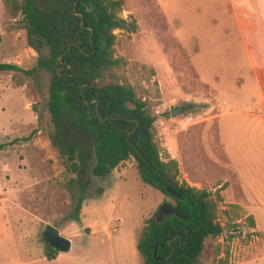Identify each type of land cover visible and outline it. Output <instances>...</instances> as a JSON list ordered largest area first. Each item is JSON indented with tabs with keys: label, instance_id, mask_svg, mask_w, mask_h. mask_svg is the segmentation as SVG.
<instances>
[{
	"label": "rangeland",
	"instance_id": "374dc122",
	"mask_svg": "<svg viewBox=\"0 0 264 264\" xmlns=\"http://www.w3.org/2000/svg\"><path fill=\"white\" fill-rule=\"evenodd\" d=\"M158 2L164 14L152 1L127 0L122 16L132 15L140 27L135 34L116 32V53L129 62L123 72L156 114L157 137L165 155L172 153L179 161L182 180L208 190L219 203L218 220L227 227L222 211L229 210L230 203L242 205L244 216L255 217V227L244 218L236 228L227 227L216 244L207 247V259L220 248L223 257L229 250L230 264H264V117L258 115L262 97L231 2ZM0 63L25 69L37 63L26 31L4 0ZM243 74L254 103L247 104L252 97L244 96L225 104L231 92L215 94V88L234 86L235 80L240 89ZM14 75L0 72V143L33 137L0 152V264H143L137 249L140 232L146 219L163 220L174 213L172 198L142 181L134 159L106 178L93 175L94 155L85 171L65 172L33 108L39 93L31 80L18 85ZM172 106L186 107L182 115H191L194 124L183 127V116L173 117ZM217 109L230 114L209 120ZM73 117L67 110L61 117L66 142L92 149L94 135L76 130ZM87 180L92 183L80 218H72L80 183ZM47 222L72 241L56 260L44 254Z\"/></svg>",
	"mask_w": 264,
	"mask_h": 264
},
{
	"label": "trees",
	"instance_id": "16d2710c",
	"mask_svg": "<svg viewBox=\"0 0 264 264\" xmlns=\"http://www.w3.org/2000/svg\"><path fill=\"white\" fill-rule=\"evenodd\" d=\"M4 4L26 31L37 63L29 69L0 63V72H14L18 85L26 79L33 82L40 95L34 111L65 172L85 171L94 155L93 175L106 178L134 159L142 181L172 198L169 205L174 213L160 222L156 217L146 219L140 232L137 249L143 264H230L229 250L223 257L215 246L218 249L208 260L207 247L243 218L255 227V217L244 216L242 205L230 203L229 210L222 211L228 218L224 226L218 220L219 203L210 192L182 180L179 161L165 155L157 137L158 118L125 76L128 60L116 53V32L135 34L140 27L132 15L122 16L127 0H4ZM127 102L136 108L130 109ZM66 110L73 114L76 130L94 135L92 149L66 142L61 121ZM32 137L0 143V152ZM91 183H80L70 217L80 218ZM170 187L184 198L170 194ZM44 253L54 260L60 250L47 243Z\"/></svg>",
	"mask_w": 264,
	"mask_h": 264
},
{
	"label": "crops",
	"instance_id": "0c3cea01",
	"mask_svg": "<svg viewBox=\"0 0 264 264\" xmlns=\"http://www.w3.org/2000/svg\"><path fill=\"white\" fill-rule=\"evenodd\" d=\"M128 1H132V0H128ZM136 1H138V3H143V0H136ZM151 1L156 5L160 6L158 0H149V2ZM230 2H231L232 12L238 24L240 38L243 42V46L252 70L251 76L252 78L256 79L260 87L259 90L261 92L262 99L260 101L261 111L260 113H258V115L260 117H264V0H230ZM159 6L157 10L161 11V13L164 14L163 8H161V6L159 8ZM141 9L147 10L148 8L143 6V8ZM241 82L242 83L238 85L240 89H236L237 86L235 87V80H234V86L220 87L221 91L220 89L215 88V94H218L219 92L222 93V89H226L231 93L229 94V96L224 98L225 104H227L228 102H230L232 105L238 103L243 99L244 96L252 97L247 104L252 103L255 97L251 94L250 90L248 89V85L246 83L247 79H245L244 74L242 76ZM231 113L233 112L231 111ZM228 114H230V112H221L220 110L217 109L215 114L208 119L217 121L223 116ZM193 124L194 123H192L191 125ZM190 126L185 128H189ZM220 149L222 151V154L226 158V155L224 154L225 151L223 145H221ZM171 156L173 157L172 153ZM46 224L53 225V223L51 222L45 223V226ZM60 232L62 234L61 230ZM61 252L62 251H60L56 259H59L61 257Z\"/></svg>",
	"mask_w": 264,
	"mask_h": 264
},
{
	"label": "water",
	"instance_id": "95a60500",
	"mask_svg": "<svg viewBox=\"0 0 264 264\" xmlns=\"http://www.w3.org/2000/svg\"><path fill=\"white\" fill-rule=\"evenodd\" d=\"M127 106L130 109L136 108V105L132 102H127ZM182 114H184V107L182 106H172L171 107V115L173 117H176ZM167 190L170 194L176 196L177 198H180V199L184 198V196L180 192L175 190L174 188L170 187ZM157 220L158 222L161 221L159 219ZM44 234H45V239L47 243L57 247L60 251H66L72 247V241L68 239L67 237H65L63 234H61L60 230L52 224H46Z\"/></svg>",
	"mask_w": 264,
	"mask_h": 264
},
{
	"label": "built area",
	"instance_id": "2783aa9c",
	"mask_svg": "<svg viewBox=\"0 0 264 264\" xmlns=\"http://www.w3.org/2000/svg\"><path fill=\"white\" fill-rule=\"evenodd\" d=\"M193 123V117L191 115H185L182 118V126L183 127H188Z\"/></svg>",
	"mask_w": 264,
	"mask_h": 264
}]
</instances>
